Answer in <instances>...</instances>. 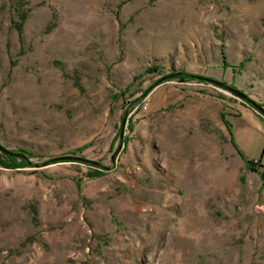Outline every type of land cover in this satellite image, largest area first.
<instances>
[{
    "label": "rangeland",
    "instance_id": "374dc122",
    "mask_svg": "<svg viewBox=\"0 0 264 264\" xmlns=\"http://www.w3.org/2000/svg\"><path fill=\"white\" fill-rule=\"evenodd\" d=\"M228 87L264 109V0H0V264H264Z\"/></svg>",
    "mask_w": 264,
    "mask_h": 264
},
{
    "label": "crops",
    "instance_id": "0c3cea01",
    "mask_svg": "<svg viewBox=\"0 0 264 264\" xmlns=\"http://www.w3.org/2000/svg\"><path fill=\"white\" fill-rule=\"evenodd\" d=\"M234 111L236 113L229 114V119L235 145L244 158L259 159L264 167V119L254 115L243 103H239Z\"/></svg>",
    "mask_w": 264,
    "mask_h": 264
},
{
    "label": "trees",
    "instance_id": "16d2710c",
    "mask_svg": "<svg viewBox=\"0 0 264 264\" xmlns=\"http://www.w3.org/2000/svg\"><path fill=\"white\" fill-rule=\"evenodd\" d=\"M22 1L17 2V10L19 12L18 14V20H14L15 28L17 29L18 32H21L22 30V25L23 22L26 18V11L23 10V5ZM17 154L15 156H9L7 154H2L0 157V165L5 167V168H18L21 166H25L26 163H28V157L31 155L30 152L25 151L24 149H20V151L16 152ZM17 158L19 159L17 161ZM251 165H256L252 160L248 161ZM258 165V163H257ZM254 170V169H253ZM106 170L104 169H96L92 173L89 172V177H96L102 175ZM262 180L264 179V167H262V171L260 172Z\"/></svg>",
    "mask_w": 264,
    "mask_h": 264
},
{
    "label": "water",
    "instance_id": "95a60500",
    "mask_svg": "<svg viewBox=\"0 0 264 264\" xmlns=\"http://www.w3.org/2000/svg\"><path fill=\"white\" fill-rule=\"evenodd\" d=\"M177 73L172 71L162 77H160L158 79L159 82L163 81V80H166L168 78H173ZM198 78L200 79H206V80H210L208 78H205V77H201V76H198ZM228 89L234 93H236L237 95H239L240 97H242L246 102H248L249 104H251L253 107L259 109L262 113H264V109L261 108L258 104H256L253 100H251L250 98H248L243 92L237 90V89H234V88H230L228 87ZM122 127H123V124L125 122V115L123 116L122 118ZM122 135V130L120 131V136ZM0 150L4 153V154H7L9 156H15L17 153L14 152V151H11V150H8L4 147H2L0 145ZM66 160H72V161H80V162H86V163H93V164H96V162L92 161V160H89V159H86V158H83V157H80V156H76V155H59V156H54L48 160H46V163H52V162H59V161H66Z\"/></svg>",
    "mask_w": 264,
    "mask_h": 264
},
{
    "label": "built area",
    "instance_id": "2783aa9c",
    "mask_svg": "<svg viewBox=\"0 0 264 264\" xmlns=\"http://www.w3.org/2000/svg\"><path fill=\"white\" fill-rule=\"evenodd\" d=\"M141 104H142V107H143V108H146V106H147V102H144V101H143ZM253 162L256 163L257 160L255 159V160H253ZM256 164H257V163H256ZM263 181H264V179H263Z\"/></svg>",
    "mask_w": 264,
    "mask_h": 264
}]
</instances>
